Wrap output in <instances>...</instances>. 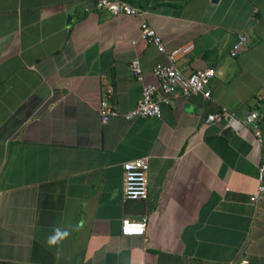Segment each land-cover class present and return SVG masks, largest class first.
<instances>
[{
  "label": "crops",
  "instance_id": "1",
  "mask_svg": "<svg viewBox=\"0 0 264 264\" xmlns=\"http://www.w3.org/2000/svg\"><path fill=\"white\" fill-rule=\"evenodd\" d=\"M91 1L0 0V264H264V194L250 198L264 114L245 121L264 96V0H127L166 49L194 44L176 60L185 74L216 71L210 98L131 119L144 82L164 96L152 69L167 57L139 38L141 16L86 10ZM109 86L119 114L103 123ZM140 156L147 195L125 200L122 163ZM124 217H146L145 233L122 235Z\"/></svg>",
  "mask_w": 264,
  "mask_h": 264
},
{
  "label": "built area",
  "instance_id": "2",
  "mask_svg": "<svg viewBox=\"0 0 264 264\" xmlns=\"http://www.w3.org/2000/svg\"><path fill=\"white\" fill-rule=\"evenodd\" d=\"M97 8L108 10L111 14H130L141 16L143 19L139 25V38L151 43L157 49L164 53L168 63H160L153 67V74L156 76L160 90L164 96L156 94V87L152 83L144 82L141 89V96L136 106L129 110L125 115L131 119L136 116H151L160 117L161 103H169L171 98L179 96H188L190 94H202L206 98L211 97V91L208 87L210 80L215 76V68L211 66L197 68L189 74H185L176 65V60L188 54L194 47L192 42L177 46L173 49H166L161 37L144 18L145 10L143 8L130 4L127 0H92L86 10ZM134 43V41H133ZM246 44V37L238 35L237 42L231 49V55L235 56ZM131 73L138 79L142 80V70L137 58L129 63ZM113 87L109 86L103 93L100 99L99 110L103 123L112 116L119 114L118 107L113 101L109 100L113 95ZM225 110L209 113L206 117V122H216L221 120ZM264 114V96H262L257 105L246 113L245 121L248 124L256 126V121ZM258 134V131H257ZM123 168V198L125 200L143 199L147 195V173L149 162L146 156H140L126 160L122 163ZM264 194V164L258 167V186L256 191L251 195V200H257ZM147 228V218L131 219L124 217L121 220L120 232L122 235H143ZM233 264H249L247 259H241Z\"/></svg>",
  "mask_w": 264,
  "mask_h": 264
},
{
  "label": "clouds",
  "instance_id": "3",
  "mask_svg": "<svg viewBox=\"0 0 264 264\" xmlns=\"http://www.w3.org/2000/svg\"><path fill=\"white\" fill-rule=\"evenodd\" d=\"M71 226H67L64 228H61L59 226H55L52 229L51 235L47 237L46 243L50 247H54L57 245H60L63 241L67 240L71 235ZM126 236V235H124ZM133 236V235H132Z\"/></svg>",
  "mask_w": 264,
  "mask_h": 264
},
{
  "label": "water",
  "instance_id": "4",
  "mask_svg": "<svg viewBox=\"0 0 264 264\" xmlns=\"http://www.w3.org/2000/svg\"><path fill=\"white\" fill-rule=\"evenodd\" d=\"M228 131L227 130H225L224 132H223V134H225V135H228Z\"/></svg>",
  "mask_w": 264,
  "mask_h": 264
}]
</instances>
